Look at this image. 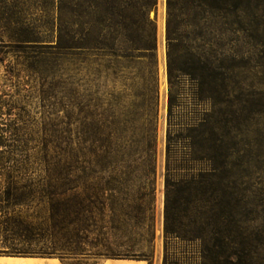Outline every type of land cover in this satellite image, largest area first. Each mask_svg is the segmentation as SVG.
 <instances>
[{"label":"trees","instance_id":"trees-1","mask_svg":"<svg viewBox=\"0 0 264 264\" xmlns=\"http://www.w3.org/2000/svg\"><path fill=\"white\" fill-rule=\"evenodd\" d=\"M156 1L58 0L56 25L39 31L16 28L15 13L3 18L10 40L0 41V63L10 52L24 56L25 96L29 80L53 77L67 59L96 77L118 68L133 87L120 122L105 116L81 125L110 134L31 136L26 109L13 101L19 76L5 66L15 90L0 91V255L62 260L90 248L107 259L148 260L139 245L151 234L119 232H153ZM165 7L162 264H264L256 260L264 232H247L253 211L237 173L247 153L262 158L264 149V89L247 92L244 61L251 12L262 25L254 29L255 68L264 83V0H166ZM52 90L50 82L41 100L53 99Z\"/></svg>","mask_w":264,"mask_h":264},{"label":"rangeland","instance_id":"rangeland-1","mask_svg":"<svg viewBox=\"0 0 264 264\" xmlns=\"http://www.w3.org/2000/svg\"><path fill=\"white\" fill-rule=\"evenodd\" d=\"M165 3L166 0H157L155 9L150 12V19L153 21L155 28V80L157 88V104L154 116V175L152 177L154 200L151 209L153 232H119L128 235L146 236L151 234L153 236L150 244L140 241L139 245V249L143 254L148 256V260L145 261L147 264H162L163 260V189L168 90L165 59ZM57 6L58 0H0V41L9 43L10 40L3 30L4 26H9L3 20L8 14L15 13L16 18H19V24L16 28H24V26L29 25L35 31H39V27L44 25L45 22H49L53 26L56 25ZM257 15L261 16L260 13ZM260 21V19L254 17V14L247 12V55L246 59H244L247 65V92H259L264 89L262 72L259 68H255L259 46L255 43L258 34L254 32V29L258 26L259 30L262 29ZM4 59V63H0V91L14 93L15 88L11 85L12 83L18 85L19 94L14 97L13 101L17 103L18 107L26 109L28 118L33 123L30 126L31 128L26 131V134L40 137L50 135L70 139L99 134L107 135L110 133L106 130L97 133L94 131H82L81 125L83 122L89 123L90 118L96 121L107 116L108 122L113 119L117 123L123 119L122 112L124 108L122 106L127 101L125 99L126 96L128 98L132 94L133 86L132 81L127 79L129 77L125 76L126 73L118 68L115 74H113L111 69L102 68L99 76L96 77L95 72L90 67H86V63L79 64L77 61L67 59V61L59 62L53 77L42 76V80H39L38 77L29 80V86H24L25 88L31 87L29 90L30 96L27 97L25 96L27 95L26 92H23V87H21L24 81L27 80L25 78L26 74L22 72L23 68L20 65L24 61V56L10 52L4 56ZM6 65H10L15 74L19 76L17 79H13L12 83L5 80ZM50 82L53 86L51 96L53 99L42 101L40 91H46ZM97 98L99 102L98 100L96 102ZM114 99L118 102V105H114ZM86 100L91 103L86 102ZM84 101L87 105L85 107L82 106ZM50 126H55L56 129L53 131L42 130L43 127H46L47 130ZM118 133L120 132L116 134L118 135ZM122 135H129V133L124 132ZM250 140V136H247V141ZM258 153H261L262 158L249 157L250 154L247 153L246 168L241 167L237 170L239 176L244 175L246 178L244 182L247 187V213L250 210L253 211L252 214H247V232L253 234L264 232V149H260ZM253 218L254 221H251ZM259 250L256 260H261L260 263H264V248L262 247ZM78 253L76 255H66L61 261L63 264H100L107 259L105 255H96L95 251L90 248H85ZM53 257L57 258V255Z\"/></svg>","mask_w":264,"mask_h":264},{"label":"crops","instance_id":"crops-1","mask_svg":"<svg viewBox=\"0 0 264 264\" xmlns=\"http://www.w3.org/2000/svg\"><path fill=\"white\" fill-rule=\"evenodd\" d=\"M0 264H63L57 258L11 257L0 255ZM100 264H147L143 260L105 259Z\"/></svg>","mask_w":264,"mask_h":264}]
</instances>
